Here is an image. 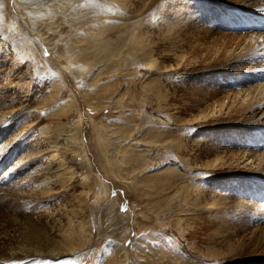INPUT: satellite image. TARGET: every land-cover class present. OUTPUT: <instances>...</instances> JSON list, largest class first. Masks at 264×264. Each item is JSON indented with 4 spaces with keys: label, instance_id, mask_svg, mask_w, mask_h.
<instances>
[{
    "label": "rangeland",
    "instance_id": "1",
    "mask_svg": "<svg viewBox=\"0 0 264 264\" xmlns=\"http://www.w3.org/2000/svg\"><path fill=\"white\" fill-rule=\"evenodd\" d=\"M258 1L0 0V114L31 109L0 123V219L77 248L0 264H264ZM41 126L77 170L63 188L38 185Z\"/></svg>",
    "mask_w": 264,
    "mask_h": 264
},
{
    "label": "bare ground",
    "instance_id": "2",
    "mask_svg": "<svg viewBox=\"0 0 264 264\" xmlns=\"http://www.w3.org/2000/svg\"><path fill=\"white\" fill-rule=\"evenodd\" d=\"M70 1L72 4L76 0H70ZM254 1L256 3H259L258 0H254ZM121 2H123V1H121ZM62 5L66 6L65 3H63ZM186 5L189 6V4H187V3H186ZM211 6H213L216 9H220V7H222L223 5L212 4ZM231 8H233V7H231ZM237 11L240 12L239 9H236V12ZM179 14H178V16H179ZM250 14H252V13H250ZM259 19H264V15L261 14L259 16ZM175 20H178V17H176ZM255 24H259V21H255ZM133 44L136 45L135 43H133ZM131 47H132V45H131ZM29 52H30L29 50H23V51H21L20 55H22V54L28 55ZM80 58H81V55H80ZM155 64L156 63L153 61L150 65V67L152 69H154ZM263 88H264V86H263ZM72 106L73 105L69 104V107L64 108L62 113L66 114ZM30 112H31L30 108H29V110H27L26 108H23V109L17 110V111L12 110L11 112L3 111V114L2 113L0 114V123H4V121H7L8 118H11L13 115H16L14 118V122H15V120L17 118H19L20 115H22L24 113L29 114ZM263 114H264V111H263ZM27 117H29V116L27 115ZM66 121H67V118H66ZM23 122H24V126H25V121L23 120ZM261 123H262L261 125L263 127L264 121H262ZM254 125H259V124L254 123L252 125H247V126H254ZM7 126H8V124H7ZM35 127H36L35 124L28 125V126H25L24 130L21 129V132H19V133H18V131H19V129H18L17 133L19 135L24 134V133H28L29 131L33 130ZM254 127H256V126H254ZM37 132L40 136H42V133L44 134L43 135L44 144H46L48 146L52 145L54 148L53 153H49V152L43 153L42 151H38L36 153V154H38V156H43L44 154L49 155L48 157L43 159V166L39 168L40 173L38 174V176H44V177L41 179V181L39 182L38 185H40V186L46 185L48 187L49 186L50 187L59 186L60 188H63L65 185H70L71 181H73V179L75 178V174L77 173V170H76V168H72V166H70V162H68V160L65 157H63V155L60 151V150H62L61 144L58 143V141L60 140V134L56 133L53 129L47 128L45 126H41L40 128H38ZM70 132H74L70 136L71 141L69 142L70 144H73L75 140L80 138V136H79L80 131H78L76 128H74V129L70 130ZM263 145H264V133H261L256 138L254 148L255 149L261 148V147H263ZM7 148H8V146L6 147V150H7ZM42 148L46 149V147H44V146H42ZM24 156L25 157H22L20 162L18 161L19 163L17 162L18 164H16V165L19 166L22 164L23 159L27 158L26 155H24ZM247 165H249L250 167L252 166V168L254 169L253 171H251V172H253V173H251L252 175L261 174L258 176H261V177L264 176V158H260L259 160L257 159L256 161H253V162L251 160V161H249V163ZM245 175L246 174H243L242 176H245ZM239 176H240V173L230 175L229 179L226 182L221 183L219 188H218V192L220 193V195L222 192H225L226 190L231 189L235 183V180L238 179ZM243 179L244 178H242V180ZM253 184H255V183H253ZM216 195H217V193H216ZM25 206H27V205H25ZM28 207H30V206H28ZM12 208H14V207H12ZM22 208L25 209L24 206H22ZM9 209H11V208L9 207ZM12 210H14V209H12ZM22 211H24V210L22 209ZM39 211H41V210H39ZM7 212H9V210H7ZM29 212L24 211L22 218H12L11 217L9 219H4V220L2 218L0 219V255L2 257L5 256L6 259L14 260V259H26L30 256L55 257L58 255H61V256L62 255H70V254H73L74 252H76L77 248L75 247L74 240L65 241V240L60 239L56 236L49 235L46 232V227H45L44 223L42 222V220L38 219L37 218L38 216H36L37 219H35V216L34 217L31 216L30 214H32V213H29ZM34 212H36V210ZM13 213H14V211H13ZM14 214H16V213H14ZM67 248H68V250H67Z\"/></svg>",
    "mask_w": 264,
    "mask_h": 264
}]
</instances>
